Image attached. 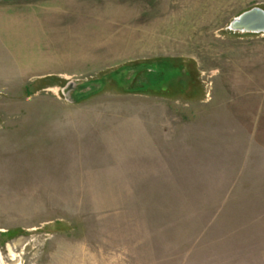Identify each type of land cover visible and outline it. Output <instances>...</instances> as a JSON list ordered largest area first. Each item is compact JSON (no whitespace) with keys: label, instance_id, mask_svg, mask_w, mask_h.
Masks as SVG:
<instances>
[{"label":"rangeland","instance_id":"rangeland-1","mask_svg":"<svg viewBox=\"0 0 264 264\" xmlns=\"http://www.w3.org/2000/svg\"><path fill=\"white\" fill-rule=\"evenodd\" d=\"M56 1L107 37L56 77L53 2L0 0L1 262L264 264V0Z\"/></svg>","mask_w":264,"mask_h":264},{"label":"crops","instance_id":"crops-1","mask_svg":"<svg viewBox=\"0 0 264 264\" xmlns=\"http://www.w3.org/2000/svg\"><path fill=\"white\" fill-rule=\"evenodd\" d=\"M53 3H55L51 6H53V10H52V18L48 17L47 15H44V13H40L39 16L38 14H31V17L29 19V22L32 21L33 24L30 25L31 28H28L29 25L26 27V25H23V27L18 28L19 30H23V32H27L30 31L32 33V37H37V36H42L40 34H38L37 32H41V34L44 31L47 32H52V36L55 37V76L56 77H68L67 75H61V71L59 70V68H63L64 66L61 65L62 67L57 66L59 63V60H63L61 59V55H68L70 54V50L69 48L73 49L76 46V42L75 39H82L80 44V46H85V41L84 39L89 38L91 39L92 37L94 38H106L107 34L106 29L104 34H93L92 30H88V31H84L83 28H81L82 24L85 23L86 21H91V17L88 16L87 13H84L85 11L82 10L81 14L77 15L76 9L73 8V3L72 5H68L66 3L62 4V6H58L59 4H57V2L55 0H51ZM49 6V5H48ZM55 8V9H54ZM78 16V17H77ZM81 16V17H79ZM99 18L94 19V21H98ZM69 21L71 23V25L69 26ZM67 24V25H66ZM97 24V23H96ZM105 27V26H103ZM25 28H28L27 31H25ZM97 33V31L103 30L101 25L100 26H94L93 27ZM36 32L37 34L34 35ZM34 33V34H33ZM88 34V35H86ZM85 36H89L84 38ZM89 42V41H88ZM89 45V44H88ZM105 45V44H104ZM67 48V49H66ZM63 50V52H61ZM60 57V59H59ZM68 59V58H67ZM66 60V58L64 57V61ZM63 61V62H64ZM54 76V75H51Z\"/></svg>","mask_w":264,"mask_h":264},{"label":"water","instance_id":"water-1","mask_svg":"<svg viewBox=\"0 0 264 264\" xmlns=\"http://www.w3.org/2000/svg\"><path fill=\"white\" fill-rule=\"evenodd\" d=\"M229 28L234 31L248 32V33H264V9L260 7H253L246 10L233 18L229 24ZM73 82H69L64 88L63 93L66 97L72 89ZM72 100L71 97H69Z\"/></svg>","mask_w":264,"mask_h":264},{"label":"bare ground","instance_id":"bare-ground-1","mask_svg":"<svg viewBox=\"0 0 264 264\" xmlns=\"http://www.w3.org/2000/svg\"><path fill=\"white\" fill-rule=\"evenodd\" d=\"M0 264H4L3 262H1V260H0Z\"/></svg>","mask_w":264,"mask_h":264}]
</instances>
